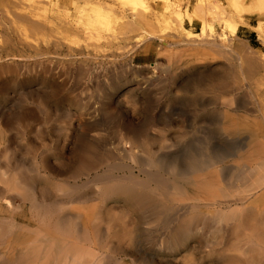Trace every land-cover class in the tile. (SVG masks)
Listing matches in <instances>:
<instances>
[{
  "label": "rangeland",
  "instance_id": "1",
  "mask_svg": "<svg viewBox=\"0 0 264 264\" xmlns=\"http://www.w3.org/2000/svg\"><path fill=\"white\" fill-rule=\"evenodd\" d=\"M172 2L170 13L162 0H0V171L39 172L41 186L59 183L87 194L64 211L111 207L114 222L131 232L135 255L218 264L220 252L211 254L194 238L179 253L155 251L161 225L140 220L122 197L101 198L107 177L141 179L153 169L148 159L181 157L204 141L214 150L245 143V134L219 129L222 105L211 92L181 90L190 79L232 78L237 83L223 96H233L239 113L264 119V0ZM87 145L95 164L84 169L80 148ZM216 166L220 177L231 173L233 156Z\"/></svg>",
  "mask_w": 264,
  "mask_h": 264
},
{
  "label": "bare ground",
  "instance_id": "2",
  "mask_svg": "<svg viewBox=\"0 0 264 264\" xmlns=\"http://www.w3.org/2000/svg\"><path fill=\"white\" fill-rule=\"evenodd\" d=\"M162 1L166 11L172 13L176 10L172 0ZM239 22L230 26L232 33ZM225 49L221 52L225 53ZM216 51L214 53L217 54ZM253 70L256 71L254 67ZM259 70V76L264 79V65ZM230 80L232 78L227 81L210 75L203 79H190L191 82L184 81L187 84L180 85L181 90L194 92L197 96L211 92L214 100L222 105V109L218 108L219 129L227 136L245 134L247 140L243 145L231 146L232 150H214L204 141L196 148H185L187 150L181 157L171 158L170 155V158L148 159L144 162L153 169L141 179L133 177V174L127 178L105 177L101 198L106 201L122 197L141 216L140 220L146 221L149 216L157 224H152V227L161 225L164 231H160L161 238L157 242L154 240L158 230H155L157 234L154 232L157 235L155 239L145 230L148 238L154 239L156 248H153L159 253H179L180 248L194 238L211 254L220 252L221 259L216 260L218 264H264V119L258 122L249 114L239 113L238 106L232 107L233 96H223L228 87H234L235 80ZM255 83L258 87L257 81ZM260 95L264 98V89ZM261 101L259 105H264ZM80 149L81 166L85 169L95 164V151L89 154L93 150H89V145ZM228 156H233L234 170L221 173L220 177L216 165L223 163ZM7 172L0 171V264H174L170 258L135 255V240L123 226L124 222L122 227L114 222L113 213L109 214L111 207H105L106 210L95 206L77 207L64 211L65 204L81 202L87 197L79 189H69L59 183L52 188L41 186L42 175L35 171ZM183 201L188 202L178 205ZM102 222L104 227L100 226ZM114 237L116 241L112 239ZM191 258L193 256L189 261Z\"/></svg>",
  "mask_w": 264,
  "mask_h": 264
}]
</instances>
